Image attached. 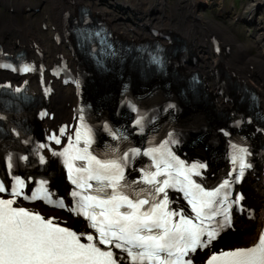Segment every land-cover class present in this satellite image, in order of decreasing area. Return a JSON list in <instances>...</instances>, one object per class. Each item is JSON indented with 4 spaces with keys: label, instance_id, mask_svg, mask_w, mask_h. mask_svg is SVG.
I'll use <instances>...</instances> for the list:
<instances>
[{
    "label": "snow or ice",
    "instance_id": "snow-or-ice-1",
    "mask_svg": "<svg viewBox=\"0 0 264 264\" xmlns=\"http://www.w3.org/2000/svg\"><path fill=\"white\" fill-rule=\"evenodd\" d=\"M82 35L87 40V34ZM93 35L99 36L100 33ZM111 54L116 55L114 51ZM97 63L100 64V60ZM150 63L162 68L164 61L159 55H153ZM0 67L25 74L37 70L42 72L30 64ZM74 83L79 89V80ZM14 91L20 93L21 89L16 87ZM121 103H127L129 109L136 113L132 124L137 133L143 135L146 114L126 96ZM175 108V104L168 103L163 110ZM0 119L4 117L0 116ZM100 127L117 143L106 144L105 152L93 154L89 148L94 143V128L87 123L85 109L81 107L78 125L73 132L75 144L72 143L73 137L69 136V146L62 151L49 149L53 156L62 158L67 179L74 186L69 193L71 201L65 204L61 199L60 206L74 216H82L90 231H80L58 217L45 216L26 206L24 201L39 199L48 203L52 199L46 187L48 181L42 179L37 182L42 186L39 189L41 195L35 188L29 189V195L25 192V179L9 171L7 177H0V264H264V230L251 246L225 249L216 245L222 231L231 227V206H239L243 199L240 194L234 200L229 197L231 185L239 183L244 170L251 167L245 159L251 155L246 147L232 145L229 161L233 169L227 177L236 172L234 179L225 178L218 186L207 189L191 178L193 175L202 176L200 170L205 169L206 164L193 162L186 166L164 145L143 150L129 146L122 151L121 143L131 144L128 130L114 127L106 120ZM13 131L20 135L15 129ZM65 132L66 127H61L59 134L53 133L47 139L60 145ZM168 138L165 145L179 143L172 132L168 133ZM23 142L33 143L30 136H26ZM48 147L44 143L33 144L31 154L38 157L40 164H45L46 160L39 151ZM141 154L150 157L156 170L142 168L141 177L129 181L125 167ZM13 158L14 154H6L9 170L14 167ZM16 159L27 160L28 156L20 155ZM77 161L83 163L77 164ZM161 162H164L163 167ZM173 169L177 176L183 178L182 181L174 180ZM161 173L166 176L162 181L157 180ZM89 181H95V186ZM140 183L150 187H134ZM177 185L191 205L194 217L185 214L182 208L170 207L166 189ZM221 189H224L222 196ZM198 253H203V256H198Z\"/></svg>",
    "mask_w": 264,
    "mask_h": 264
},
{
    "label": "bare ground",
    "instance_id": "bare-ground-1",
    "mask_svg": "<svg viewBox=\"0 0 264 264\" xmlns=\"http://www.w3.org/2000/svg\"><path fill=\"white\" fill-rule=\"evenodd\" d=\"M8 1L9 0H0V6L7 4ZM94 1L97 4H100V7H95V10H100L101 13L105 14V17H100V19L106 21V23L111 27V30L116 31V34L122 39V41H127L128 39H134L137 42L146 41V39L152 38V28H154L157 32H165L164 30L175 29L169 27H176L184 33H189L190 30H192L193 26L196 27L197 31L195 38L197 42L194 43L202 48L201 50L204 51L205 55L203 56V59L200 55L199 58L202 60L199 61L200 64L198 67L200 70H203L210 90L204 91V95L206 96L204 99L205 102L213 107L212 93L216 92V95L218 96V104L217 108L213 107L215 111L222 115H229L231 111L242 112L246 109L247 103H245L244 100H242V98H240L236 92L234 93L230 89V85H245L246 87L253 89L260 95L261 100L259 102L258 110L262 111V113L264 114V52L260 51L258 49L259 46H257L254 42H252V44L248 46L241 44L238 38L236 36H233L235 33L233 34L230 29L228 33L227 30L222 26L215 24L213 23V21L208 20L204 16L200 15V11L203 10V8H206V5L210 6L212 3L213 6L214 3H218V0H174L175 4L172 3V0H121L122 2H117V0H109L115 2L116 5L108 3L107 0ZM90 2L93 1L39 0V2L30 3L26 0L23 2V4L17 2L18 5H16L17 7H15V12H12L10 15L6 12H0V41L7 43L10 41H14L17 35H22L21 41L24 44L25 39L29 43L30 41H33L34 43V41L42 40L43 44H41V46L43 47L44 45L45 50L49 52V55H55L56 48L49 38L50 35H54L53 29H57L61 24L62 15L65 12H74L73 9H75L76 4L92 5V3ZM38 6H40L41 10L43 8L45 10L42 19L40 18L41 21L39 26H37L34 19H32L39 13L33 12L34 10L30 13H22L26 10L27 7L33 9ZM113 7H115L116 9H113ZM220 7H222V4L220 5ZM226 8L223 5L221 14H224L220 16L221 18H226L227 14H229L230 11L233 12L234 10L232 5H230L227 10ZM242 9L244 11L243 13H241V11V14L234 11L236 14L234 15V18L232 20H234L235 18H238V21L246 20L244 23L248 24V27L256 28L259 26L257 24V21L261 16V24L264 25V0H249L244 3ZM128 11H132L135 13L133 14V17L132 14H128ZM140 16L144 18L143 21L149 24L151 28L131 26L137 19H139ZM19 19L22 24L17 22ZM42 23L50 25V29L47 32L42 30ZM128 27H130L131 29H129ZM211 34H217L221 36L223 40H226L224 42L226 46L222 48V53L224 54V56L220 55L219 57H214L212 53L213 49H211L210 47H203L207 45L206 38ZM158 39L161 40L160 38ZM256 40H258L260 43H264L263 35H257ZM7 43H3V46H6ZM208 45L210 46V44ZM127 47L130 46L127 45ZM235 49L236 52H234ZM255 50L257 51L256 53ZM62 53H69V51L66 50ZM102 59L103 62H106L107 70L111 71L110 73H106V76L103 77L107 78L108 81L111 80V83L113 85H119V90L120 86L127 83V81H122L119 83V79L115 75L118 67L116 60L112 58L111 54H107V56ZM121 63L124 64L123 68L126 70V72L129 73L130 76L135 77V84L133 85L134 89L137 85V75L136 72L130 71L127 66L132 65V63L128 61H122ZM251 66H255V69L251 70ZM218 68H220V70L222 71V76L220 77L216 75L214 77L212 75V72H214V70ZM178 71L182 73L185 78L187 77V79L192 75V73L188 75L190 70L186 71L178 69ZM85 77L94 80L97 78H101L102 76H100L96 71L93 72L88 69L85 71ZM154 78L155 79H150L154 83L166 84L169 81V79H166L165 77L160 75L154 76ZM220 86L221 88H219ZM100 90H102L101 85L100 89H96V92L92 91L93 96L97 97L103 94ZM173 91L174 90L171 89V93ZM117 95L119 94L117 93ZM71 97L72 96H70L69 98ZM185 99L189 98L185 96ZM117 100L118 99L115 98V95L111 96L109 92H107L105 93L104 100L101 104L112 106L113 103L117 104ZM153 100L162 101V91L156 92L153 96ZM199 100L203 101V99ZM199 100L197 99L196 101ZM192 103L193 101H191V104ZM66 104L69 105L68 102ZM196 108L199 109V106L197 105ZM70 109L72 108L70 107ZM67 112L68 109L65 108L61 111V114L67 115ZM205 123L206 120L202 116L198 117L195 122L191 124V126L189 123H186V125L189 126V131L195 135L198 134L199 136L198 140L194 144L195 147H193L192 149L197 151V153L200 155L209 153V151L206 150V147L208 146L209 138L212 136L211 134L208 135L206 131L199 130L200 128H203ZM191 140L195 141L196 137L193 135ZM210 140L215 142L216 139L214 137H211ZM256 140H260V136L257 135ZM219 147L220 146L218 143H212V145H209L207 148L210 150L212 149L214 151H219ZM259 179L260 178H256L254 179V181L257 182ZM257 185L259 189V196L263 195V185L261 183H257ZM258 202L261 205L260 199L258 200ZM244 228H249V232L244 235V239L250 242H254L260 229V222L257 221L256 218L255 220L252 218L251 220H249V223L244 226Z\"/></svg>",
    "mask_w": 264,
    "mask_h": 264
},
{
    "label": "rangeland",
    "instance_id": "rangeland-1",
    "mask_svg": "<svg viewBox=\"0 0 264 264\" xmlns=\"http://www.w3.org/2000/svg\"><path fill=\"white\" fill-rule=\"evenodd\" d=\"M13 5L16 6V3H22V1L24 0H13ZM30 3H34V2H39V0H27ZM41 1V0H40ZM44 1V0H43ZM108 3H111L113 5H116L115 2L109 1L107 0ZM123 1V0H122ZM121 0H117V2H122ZM204 1H208V0H204ZM249 0H218V3H214L212 6V3L210 6L206 5V8H203V10L200 11V15L204 16L205 18H207L208 20L213 21V23L218 24L220 26H222L223 28H225L227 30V32L229 33V29L232 31V33L234 34L233 36H236L238 38V40L240 41L241 44H244L245 46L251 45L252 42H254L257 46H259V50L264 52V43L263 42H259L258 40H256L257 35L262 34L263 35V40H264V33H263V29H264V25L261 24L262 20H261V16L259 17L257 24L259 25L256 28H251L248 27L249 25L246 23H238L235 24L234 20H232L234 18V15L236 13H243V6L244 3H246ZM222 2V3H221ZM172 3L175 4V1L172 0ZM43 4V3H42ZM105 4V3H104ZM222 4V7H220V5ZM223 5L225 6L226 10L228 9V7H230V5H232V7L234 8L233 12L230 11L229 14H227L226 18H221L220 16H222L224 13L221 14L222 9H223ZM228 5V6H227ZM105 7V6H104ZM106 8V7H105ZM115 7H113L114 9ZM116 9V8H115ZM4 9L1 7L0 8V12L3 13ZM43 12L35 15L32 19H34L35 23L37 26L40 25V21L45 13L44 8L42 9ZM236 13H235V12ZM242 11V12H241ZM241 12V13H240ZM260 12V11H259ZM261 13V12H260ZM41 14V15H40ZM128 14H133L134 12L132 11H128ZM230 15V16H229ZM41 18V19H40ZM246 21V20H245ZM18 23L22 24V22L20 21V19L17 21ZM132 26V25H131ZM169 27V26H167ZM230 27V28H229ZM169 28H176V27H169ZM190 29V28H189ZM234 29V30H233ZM257 30V31H256ZM259 32V33H258ZM223 35V34H222ZM224 42L226 40H223ZM232 42V41H231ZM236 47V45H235ZM234 49V48H233ZM234 52H236V49L234 50ZM257 51L255 50V53ZM232 54V53H231ZM230 54V55H231ZM192 109L193 106H192ZM195 110V109H194ZM208 145H211L208 142Z\"/></svg>",
    "mask_w": 264,
    "mask_h": 264
}]
</instances>
